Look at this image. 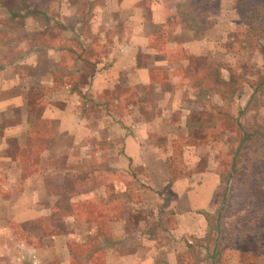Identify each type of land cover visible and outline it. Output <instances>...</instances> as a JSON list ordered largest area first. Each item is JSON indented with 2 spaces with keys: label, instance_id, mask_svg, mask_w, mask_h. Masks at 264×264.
<instances>
[{
  "label": "rangeland",
  "instance_id": "374dc122",
  "mask_svg": "<svg viewBox=\"0 0 264 264\" xmlns=\"http://www.w3.org/2000/svg\"><path fill=\"white\" fill-rule=\"evenodd\" d=\"M156 1L122 9L120 0H0V68L19 56L23 79L35 70L38 76L30 79L39 78L40 110L57 113L75 103L87 112L78 133L58 132L55 119L49 125L54 134L23 135L22 143L34 149L18 155L23 165L15 160L14 142L0 150L2 264H59L57 253L63 255L69 239L76 262H93L99 242L94 225L102 228V243H109L105 250L116 240L124 254L169 264L167 255L180 248L171 240L175 211L186 210L177 205L172 184L190 175L196 184L213 175L215 187L198 209L199 236L186 235L192 240L186 246H195L178 253V264H264V0H162L165 22L149 39L137 37L138 23L150 20ZM118 16L122 24L111 23ZM74 28L79 38H70ZM123 44L132 52L139 44L162 52L155 57L166 59V69L152 71L162 87L146 86L139 98L142 86L127 84V73H119L115 86L101 83L93 90L90 78L82 90L74 87L79 93L66 91L75 80L64 74L73 68V56L61 48L94 46L97 62L108 70ZM51 73L54 83L47 84ZM133 124L149 126L159 165L143 172L150 179L159 169L157 179L166 180L158 185L139 182L135 170L106 168L123 152ZM48 184L60 187L43 188ZM62 188L70 189V202H64L68 191L55 190ZM20 191H26L23 213L15 208ZM30 194L38 196L37 209L26 207ZM110 221L119 225L114 234Z\"/></svg>",
  "mask_w": 264,
  "mask_h": 264
},
{
  "label": "crops",
  "instance_id": "0c3cea01",
  "mask_svg": "<svg viewBox=\"0 0 264 264\" xmlns=\"http://www.w3.org/2000/svg\"><path fill=\"white\" fill-rule=\"evenodd\" d=\"M140 1L141 0H120L119 6L122 9H129ZM150 10V17H146L148 19L150 18V20L146 21L145 19L141 18L140 22L138 23L139 31L137 37L141 36L142 39H149L151 36L150 34L156 32L157 27L163 24L166 18L168 17L167 9L162 0L153 2ZM114 18L116 19H113L111 23L114 22V24H117L120 22V24H122V20L120 21L119 16ZM145 27L147 28V31H145ZM68 33L71 36L70 38H79V36H81L77 28H74L73 30H68ZM131 35H134V33L132 32ZM114 38L117 40L121 39L122 35L116 34ZM224 39L225 37L220 40ZM83 47L84 46H78L76 48L72 47V49L70 48V50L61 48L62 51H65L73 56V68H67L66 73H64L67 75L71 74L75 78L73 82H68L65 84L66 87L70 88L66 90L68 93H73L74 91L79 93L80 91H77L76 89L78 88V90H82L83 87H86V79L90 78L92 79L90 82L91 87L95 90L101 83H104L107 86H115L119 83V77H117L119 76V73H127V84L133 86H142V91L141 89L140 91H136L139 98L146 95V93L144 94L143 92L144 87L155 86L157 89V86L162 87V84L164 83L160 80L155 79L152 75V71L163 69L165 70V66L167 64L166 59H163L162 57L160 58V60H157L155 56H158L159 54L161 55L162 52H157L155 50L149 49L147 47V44H144L143 46L139 44V46L132 47L133 52L129 51V45L123 44V46L119 47L120 55L118 56L117 60L112 62L111 65H108V67H110L108 68V70H104L103 66L105 65H103L101 62H97L101 59L96 57V52H98L99 50L98 48L90 46L85 47L83 49ZM144 54L147 55L146 58H144ZM13 57L14 58H11L3 65L2 68H0V150H3L5 153L8 149H11L7 148V146H10L11 143L14 142V149L16 150L14 153L15 160L17 159L18 162H20L21 160H19L18 155L21 156L23 151L27 152L26 150H34L32 148V145L27 148L28 144L25 145L22 143L23 135H25L26 137V135L30 134V136H32L31 138H33L39 133H44L45 131L49 132L50 130H53L52 133L54 134L55 129H52L51 127H49V125L53 123L55 119L58 120V132L67 134L78 133V130L80 129L81 125L80 123L84 122L83 117L85 116H83V114H86L87 112L83 110L81 112V110H78L73 107L75 103H73V105L72 103H70V105L67 104L66 107L63 108V110L57 113L56 111H53V109H46V111L40 110V107H38L37 103L39 98L38 92L39 88L41 87L40 85H38V83H36L39 78L30 79L35 78V76H38V74L33 69L30 73L29 80L23 79L21 75L22 70L18 69L17 66V63L23 60L19 56L18 58H16L17 56ZM89 65L91 67H89ZM33 66H35V64L31 65L32 68ZM52 75L53 73H51V77ZM65 78H67V76ZM131 78L133 79L132 82L130 80ZM44 82H47V84H53L54 78L52 77V80ZM172 83L174 84V82ZM129 127L132 128H128L126 132V137L124 138L123 152H118L117 154H115L114 158H111L109 161H107L106 168L108 171L122 168H126L127 170L131 169L132 171L135 170L137 172L136 178H138L139 182L148 184L149 181H151L157 183L158 185L159 182L166 180L164 179L160 181L157 179L156 175L159 172V169H152V172L154 171V175L150 176V179L146 177L143 172L147 170L146 168H149L151 165H159V162L157 161V159L159 160V157L158 155H156L157 153L155 152L157 148L154 143H150L148 141L149 126L143 124L142 126H138L136 128V126L133 124V126ZM31 143H33V141H31ZM2 144L5 145L1 146ZM152 151L155 153H153ZM33 163L37 164L35 160L33 161ZM20 164H22V162H20ZM99 165L102 167V162L98 164V166ZM138 166L143 169L142 171L140 170V174H138L139 170L135 169V167ZM66 175L67 174H65V177ZM209 176L210 175H206V178L209 179H205L199 184L193 182V180H198L194 179L196 178L195 175H190L189 181L186 179H178L175 180V182L172 184L175 187V194L178 200L177 205L180 204L182 207H185L186 210L180 211L178 210V208H176L175 211L177 213L176 218L178 221L176 226H174L175 234L173 236V239L171 240H173V244L178 245L181 249L179 248L174 253H170L169 255H167L169 264H178V253L180 251H183V249L188 251L189 249H192L195 246H186L188 242L192 243V240H188V237L186 235L191 234L195 237L199 236V228L198 224L196 223L200 220V213L198 212V209L201 207H206L210 200L212 191L215 187L214 179H212L213 175L210 177ZM38 178L39 176L37 175L35 177L34 182H38ZM52 180L55 181L54 179H47L46 182L49 183L52 182ZM47 183L44 182V184ZM57 187L60 186H57L55 184H48L43 188L54 189ZM29 188L30 193H33L34 185L32 183L29 185ZM55 190H59L61 193H63L64 191H68L69 196L64 199V202H67V200H69V202L71 201L72 193H70V189L66 190L62 188ZM25 192L26 191H20V195L15 194V208L16 210H18L19 213L24 212V207L22 204L23 197H26ZM97 192L98 190L95 189V193ZM100 192L103 195L102 189ZM110 193L111 195H113V191H110ZM29 197H31L32 199L30 198V200H27L29 203L26 207L30 210L33 208L37 209L39 202L38 196L30 194ZM179 211L180 213H178ZM186 211H190L187 212L189 214H187L186 216L181 215L184 214ZM192 220L195 222H192ZM110 224L111 227L108 228V232L111 231V234H114V232L117 231L116 229H118L119 225L113 221H110ZM94 226V237H97V242H99L97 243V246L95 248V254L92 257L93 262L90 257L84 258L81 262H76L77 259L72 256V253L70 251L71 241L68 238L69 241L63 243V255L59 257L60 255L59 253H57L59 264H72V262H74L75 264H150L149 260L146 263L147 256L144 254H124L120 252L122 250L118 251L119 247L116 240H110L109 248L108 250H105L104 245L108 246L109 243H107V240H105V244L102 243V237L104 236L101 233L102 228L98 225ZM85 234L86 233L82 234L84 239H86ZM65 235L66 234H63L64 237ZM108 235L110 234L108 233ZM52 238L54 237L52 236ZM66 249L67 253L65 254L64 250ZM39 262L40 260L38 258L37 263ZM46 263L49 264V262ZM0 264H2V261H0Z\"/></svg>",
  "mask_w": 264,
  "mask_h": 264
}]
</instances>
